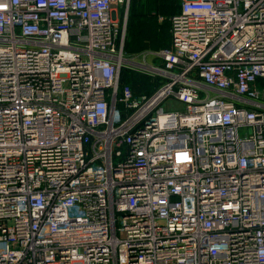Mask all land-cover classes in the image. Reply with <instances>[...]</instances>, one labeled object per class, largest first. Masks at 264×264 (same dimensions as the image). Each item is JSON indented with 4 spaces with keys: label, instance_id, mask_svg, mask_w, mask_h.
Returning a JSON list of instances; mask_svg holds the SVG:
<instances>
[{
    "label": "built area",
    "instance_id": "obj_1",
    "mask_svg": "<svg viewBox=\"0 0 264 264\" xmlns=\"http://www.w3.org/2000/svg\"><path fill=\"white\" fill-rule=\"evenodd\" d=\"M130 4L0 0V264H264V0Z\"/></svg>",
    "mask_w": 264,
    "mask_h": 264
},
{
    "label": "rangeland",
    "instance_id": "obj_2",
    "mask_svg": "<svg viewBox=\"0 0 264 264\" xmlns=\"http://www.w3.org/2000/svg\"><path fill=\"white\" fill-rule=\"evenodd\" d=\"M180 3L181 0H131L128 15L127 53L170 47L169 19ZM155 40L159 41L158 44H155ZM121 78L122 83L130 84L136 94L149 93L154 89L151 78L131 67L122 69ZM162 107L167 112L186 110V105L173 98L164 102Z\"/></svg>",
    "mask_w": 264,
    "mask_h": 264
},
{
    "label": "crops",
    "instance_id": "obj_3",
    "mask_svg": "<svg viewBox=\"0 0 264 264\" xmlns=\"http://www.w3.org/2000/svg\"><path fill=\"white\" fill-rule=\"evenodd\" d=\"M179 10H180V6L177 8V10L172 14V15H174V14H176L177 12H179ZM169 21H170V19H169ZM128 32V31H127ZM169 32H170V30H169ZM170 36V35H169ZM158 40H155V44H158ZM170 44H171V36H170ZM156 48V47H155ZM155 50H160V49H155ZM143 51H145V50H143ZM142 52V51H141ZM132 53H139V52H132ZM145 94V93H144ZM138 95H141V94H138Z\"/></svg>",
    "mask_w": 264,
    "mask_h": 264
},
{
    "label": "trees",
    "instance_id": "obj_4",
    "mask_svg": "<svg viewBox=\"0 0 264 264\" xmlns=\"http://www.w3.org/2000/svg\"><path fill=\"white\" fill-rule=\"evenodd\" d=\"M127 31H128V27H127ZM125 46H127V39H126V45ZM121 81H122V78H121Z\"/></svg>",
    "mask_w": 264,
    "mask_h": 264
}]
</instances>
